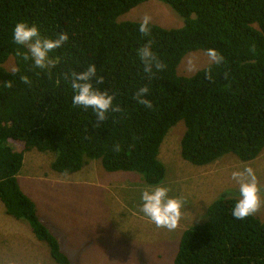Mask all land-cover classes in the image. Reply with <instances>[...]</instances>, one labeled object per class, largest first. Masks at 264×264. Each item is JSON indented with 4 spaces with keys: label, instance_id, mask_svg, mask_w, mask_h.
I'll use <instances>...</instances> for the list:
<instances>
[{
    "label": "trees",
    "instance_id": "1",
    "mask_svg": "<svg viewBox=\"0 0 264 264\" xmlns=\"http://www.w3.org/2000/svg\"><path fill=\"white\" fill-rule=\"evenodd\" d=\"M148 1L0 0V200L7 215L27 221L58 264L72 262L18 180L26 152H57L52 169L60 174L100 160L107 172H135L145 184L164 182L161 146L182 121L181 156L196 166L229 154L249 162L264 152V0H159L184 25L151 23L148 36L139 31L140 22H119ZM18 21L36 24L45 37L69 34L49 54L59 59L50 70L17 54L27 52L12 41ZM148 40L166 65L150 78L137 56ZM209 48L224 56L211 77L208 66L190 77L178 74L188 53ZM9 60L18 71L5 67ZM91 63L103 78L95 87L113 94L120 108L102 122L90 108L72 104L68 77ZM142 86L149 89L151 108L135 99ZM234 200L219 197L207 221L183 233L174 264H264V219H234Z\"/></svg>",
    "mask_w": 264,
    "mask_h": 264
},
{
    "label": "rangeland",
    "instance_id": "2",
    "mask_svg": "<svg viewBox=\"0 0 264 264\" xmlns=\"http://www.w3.org/2000/svg\"><path fill=\"white\" fill-rule=\"evenodd\" d=\"M145 14L152 17L151 23L166 29L184 25V19L159 0L135 7L121 16L119 22H141ZM190 56L197 58V71H186ZM207 66V53L193 51L181 61L178 74L190 77ZM5 67L13 71L14 60H9ZM185 131L183 121L175 125L159 154L167 169L164 183L171 187L173 195L185 200L182 217L171 231L155 226L141 212L140 189L146 184L140 174L110 173L100 160H90L79 172L65 175L52 169L57 152L34 149L24 154L18 176L20 186L31 199L32 195L35 197L49 230L59 239L72 264H174L183 233L205 223L209 206L219 197L238 196V185L231 179V172L237 168L252 166L264 195V152L249 162L229 154L212 164L196 166L181 156ZM254 216L264 219V206ZM60 231L65 234L61 236ZM0 264H58L27 221L7 215L1 200Z\"/></svg>",
    "mask_w": 264,
    "mask_h": 264
},
{
    "label": "clouds",
    "instance_id": "3",
    "mask_svg": "<svg viewBox=\"0 0 264 264\" xmlns=\"http://www.w3.org/2000/svg\"><path fill=\"white\" fill-rule=\"evenodd\" d=\"M151 20L152 17L145 14L139 24V31L145 36L151 33ZM68 39L67 32L57 33L55 37H45L36 24H29L26 21H18L12 30L13 43L17 46L27 47V52L18 51L17 54L21 55L25 61L31 60L34 67L42 70H50L59 62L58 58L54 60L49 54L53 49L62 47ZM207 55L209 66L206 71L211 77L213 66L221 64L224 61V56L213 48L207 49ZM137 56L143 64V71L148 74L149 78L154 70L160 71L166 68L154 51L151 40L137 49ZM197 70V58L190 56L187 59L186 71ZM13 71H18V69L14 68ZM68 80L73 92V106L90 108L98 122L105 121L110 112L120 110L119 106L114 104L113 94L95 87L96 83L103 81V78L98 76V67L95 63L89 64L82 71H73ZM148 92L147 86L140 87L135 93V99L146 108H151L152 102L147 98ZM114 150L119 151L120 145H115ZM231 179L238 185V196L233 202L231 215L234 219L243 221L255 215L264 206V195L261 193L257 172L250 165L233 170ZM230 191L231 189H229ZM139 201V207L144 216L155 226L166 228L169 231L177 227L185 207V200L180 196L173 195L171 187L164 182L142 186Z\"/></svg>",
    "mask_w": 264,
    "mask_h": 264
},
{
    "label": "crops",
    "instance_id": "4",
    "mask_svg": "<svg viewBox=\"0 0 264 264\" xmlns=\"http://www.w3.org/2000/svg\"><path fill=\"white\" fill-rule=\"evenodd\" d=\"M32 200H34V202L36 203V206H38V204H37V200L35 199V197H33V195H32ZM37 210H38V214H39V217H40L41 221H42L46 226H48V228H50L49 224L47 223V219H46L44 213L42 214V213L39 211L38 207H37ZM59 223H60V222L57 221V223H56V228H58L57 225H59ZM62 224H63V223H62ZM60 225H61V224H60ZM60 232H61V236H62L63 234H65V233L62 232V231H60ZM60 232H59V233H60Z\"/></svg>",
    "mask_w": 264,
    "mask_h": 264
}]
</instances>
